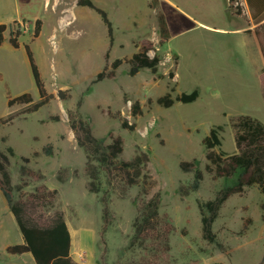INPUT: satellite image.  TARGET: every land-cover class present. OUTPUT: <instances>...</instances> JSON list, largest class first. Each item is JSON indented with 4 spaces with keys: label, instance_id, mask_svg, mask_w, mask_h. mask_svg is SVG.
I'll list each match as a JSON object with an SVG mask.
<instances>
[{
    "label": "rangeland",
    "instance_id": "rangeland-1",
    "mask_svg": "<svg viewBox=\"0 0 264 264\" xmlns=\"http://www.w3.org/2000/svg\"><path fill=\"white\" fill-rule=\"evenodd\" d=\"M43 1L0 0V24L8 26L0 46V150L14 151L9 166L12 185L26 184L21 192H14L16 200L20 193L25 198L42 184L57 190L55 200L38 207L34 217L48 220L61 213L70 234H77L87 250L93 246L96 264H140L143 249L129 246L132 225L140 203L158 193L159 213L167 214L175 228L169 236L168 259L162 264H259L264 256V196L255 186L229 197L221 207L212 231L222 249L202 239L198 209L199 202L214 199L223 185L206 170L202 140L220 127L221 146L216 151L231 155L236 153L231 118L249 116L264 125L261 54L251 34L232 31L246 28L244 12L243 18L231 15L223 0H91L112 23L114 42L109 49L105 25L86 7L77 9L79 18L69 34L59 31L50 38L55 18ZM158 12L168 28V40L161 44ZM37 19L43 23L39 36L33 38ZM11 29L20 31L18 49L9 44ZM147 41L153 45L149 55L161 59L155 74L148 69L131 73L136 67L124 63L113 79L90 85L105 66L108 49L106 71L114 60H129ZM25 46L47 93L53 96L30 114L25 112L29 106L7 107L9 99L24 93L31 94L34 102L39 100ZM193 90L199 95L192 103L174 101L169 108L156 103L167 93L175 100ZM59 91L68 97L62 100ZM135 102L141 110L137 117L132 115ZM68 110H78L89 119L95 138L108 133L121 138L122 159L148 155L151 188L147 197L140 195L141 183L126 188L119 179L103 181L97 194L88 192L86 158L68 125ZM124 121L135 126L132 132L122 128ZM49 144L52 156L43 153ZM193 159L200 162L204 179L198 191L182 197L179 188L192 175L183 173L180 164ZM21 166L40 172L43 179L23 177ZM22 242L0 192V264H34L29 253L24 257L5 253L4 246ZM82 250L75 253L77 260H86Z\"/></svg>",
    "mask_w": 264,
    "mask_h": 264
},
{
    "label": "trees",
    "instance_id": "trees-1",
    "mask_svg": "<svg viewBox=\"0 0 264 264\" xmlns=\"http://www.w3.org/2000/svg\"><path fill=\"white\" fill-rule=\"evenodd\" d=\"M236 2V5L234 4ZM249 11L250 21L255 26L252 30L256 38L259 52L264 64V0H245ZM78 7H86L96 12L102 23L105 25L109 39V49L114 42L113 26L108 19L107 14L96 7L91 0H78ZM234 15L242 16L243 8L238 0H229L228 5ZM158 34L160 44L168 40V28L164 15L157 14ZM250 23V22H249ZM41 20H35L33 29V38H37L41 31ZM8 30L6 24H0V46L4 41V33ZM251 33L250 30H247ZM19 30H9V44L14 48H19L18 38ZM109 49L106 51L105 66L91 80L90 85H95L105 79H113L116 76L117 69L124 63L131 64L137 69H148L152 74L157 72V67L161 62L160 57L154 54L152 57L149 52L153 51L151 42H143L139 51L132 55L129 60H114L107 70V60L109 58ZM28 63L31 69L32 77L38 91L39 100L34 102L31 94L24 93L7 101V107L14 105L29 106L25 112L30 114L38 111L47 105L53 98L48 94L38 67L34 61L30 48L25 46ZM264 71V68H263ZM134 73V69L131 71ZM169 78L174 77L173 73L168 74ZM173 91V88L171 89ZM59 97L64 100L68 97L67 92L59 91ZM198 91L193 90L189 94L182 93L175 100L171 95L158 98L156 103L165 108L173 105L174 101L188 104L198 98ZM152 101L149 100V103ZM132 115L137 117L141 115L139 104L135 102L132 106ZM13 118L11 117L9 121ZM55 121L57 117L53 118ZM68 125L74 134L77 146L85 154L86 163L84 172L88 177L87 190L89 193L97 194L102 191L104 182L119 179L127 188L140 185V195L147 197L151 188V178L146 169L149 163V157L145 153L135 156L131 161L121 158L123 148L122 140L108 133L107 137L97 139L92 135L89 119L83 117L78 110L67 111ZM122 128L132 132L134 125H129L127 121L122 122ZM230 127L233 130L236 153L228 155L222 151H216L221 146L219 138L220 127L210 130L209 135L202 140L205 150V159L208 162L207 172L213 179L223 181L222 187L216 193L212 200L199 202L198 209L201 222V237L209 244H218L216 234L212 231V226L218 218L219 211L223 204L233 195H241L246 188L255 186L264 196V125L258 120L249 116H238L230 119ZM46 156H52V146L49 144L43 148ZM14 156L12 148L0 150V192L4 197L10 213L13 215L17 227L22 235L23 242L18 245H11L6 248V253L10 255H22L29 253L35 264H78L71 257V234L63 215L55 212L48 220L41 216L34 217L38 207L52 203L57 196V190H49L45 185L36 187L34 193L28 194L23 198L16 200L14 192H21L26 186L23 182L14 187L10 176L9 166L10 158ZM28 164V159H23ZM180 169L183 173L191 174V181L179 188L182 197L198 191L201 182L204 179L203 170L200 162L193 159L189 162H182ZM20 173L23 177H29L33 181H40L43 175L26 166H21ZM160 196L154 194L149 199L142 201L138 207V215L133 222V234L129 242L130 247L139 246L143 249L144 255L140 264H162L168 259L170 252L169 236L175 231V228L167 214H160ZM264 220V216H263ZM259 264H264V256Z\"/></svg>",
    "mask_w": 264,
    "mask_h": 264
},
{
    "label": "crops",
    "instance_id": "crops-1",
    "mask_svg": "<svg viewBox=\"0 0 264 264\" xmlns=\"http://www.w3.org/2000/svg\"><path fill=\"white\" fill-rule=\"evenodd\" d=\"M77 1L78 0H44L43 1L44 7H46L47 9L51 8V12L53 13V16L55 18V24L53 26L52 33L50 34V38H54L56 33H58L59 31H62V32L67 31V33L69 34L70 27L79 18V15L77 13V9L78 8H84V7H78L76 5ZM223 1H224V5H225V8L227 9V11L231 15L234 16V14H232V12L228 8L229 0H223ZM238 2H239V5L243 8V12H244V16H245L244 20L246 21V28L240 27L239 29H234L232 31L233 32L237 31L240 34H242V33L247 34L248 33L247 30L252 29V27H249V25L251 24L250 11H249V8H248L245 0H238ZM235 4H236V2H235ZM237 17H239V16H237ZM240 18H243V17L240 16ZM15 21H20V19L15 20ZM248 22H250V24ZM250 31H251V33H249V34H251L253 40L255 41V43L257 45V49L259 50L256 38L254 37L252 30H250ZM86 237H88L87 239H93L92 235H86ZM71 240H72L71 257L76 263H78V264H96V262L93 258L94 257L93 246L90 247V250L89 249L87 250V247H85L83 240H81L77 234L75 236L71 235ZM7 247H8L7 245L4 246L5 253H6ZM80 248L83 249L81 251V253L85 255L86 260H77L75 258L74 255H75V253H77L78 249H80ZM6 254H8V253H6ZM8 255H10V254H8ZM24 255H26V254L12 255V256L24 257ZM34 264H35V262H34Z\"/></svg>",
    "mask_w": 264,
    "mask_h": 264
},
{
    "label": "water",
    "instance_id": "water-1",
    "mask_svg": "<svg viewBox=\"0 0 264 264\" xmlns=\"http://www.w3.org/2000/svg\"><path fill=\"white\" fill-rule=\"evenodd\" d=\"M134 72H137V68H134Z\"/></svg>",
    "mask_w": 264,
    "mask_h": 264
}]
</instances>
